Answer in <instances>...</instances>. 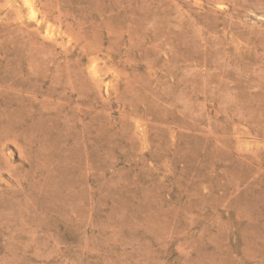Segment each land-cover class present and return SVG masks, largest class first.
Wrapping results in <instances>:
<instances>
[{
    "label": "rangeland",
    "instance_id": "374dc122",
    "mask_svg": "<svg viewBox=\"0 0 264 264\" xmlns=\"http://www.w3.org/2000/svg\"><path fill=\"white\" fill-rule=\"evenodd\" d=\"M0 264H264V0H0Z\"/></svg>",
    "mask_w": 264,
    "mask_h": 264
},
{
    "label": "bare ground",
    "instance_id": "6f19581e",
    "mask_svg": "<svg viewBox=\"0 0 264 264\" xmlns=\"http://www.w3.org/2000/svg\"><path fill=\"white\" fill-rule=\"evenodd\" d=\"M32 14V13H31Z\"/></svg>",
    "mask_w": 264,
    "mask_h": 264
}]
</instances>
